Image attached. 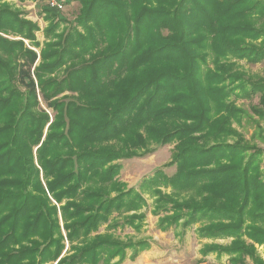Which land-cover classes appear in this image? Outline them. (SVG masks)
Returning a JSON list of instances; mask_svg holds the SVG:
<instances>
[{"label":"trees","instance_id":"16d2710c","mask_svg":"<svg viewBox=\"0 0 264 264\" xmlns=\"http://www.w3.org/2000/svg\"><path fill=\"white\" fill-rule=\"evenodd\" d=\"M77 1L73 20L45 9L41 42L0 0V264L134 260L150 239L117 229H143L147 195L160 229L199 224L232 238L204 254L264 264V150L232 125L230 99L259 93L264 115V78L236 61L264 59V0ZM173 142V174L120 178V160Z\"/></svg>","mask_w":264,"mask_h":264},{"label":"rangeland","instance_id":"374dc122","mask_svg":"<svg viewBox=\"0 0 264 264\" xmlns=\"http://www.w3.org/2000/svg\"><path fill=\"white\" fill-rule=\"evenodd\" d=\"M8 1L13 3L14 7L23 11V16L38 22L40 30H37L35 34L37 39L43 42L45 40L44 27L48 24V21L44 19L45 9L49 8L47 0ZM63 1L64 8L58 11L57 14L67 20H73L79 13L80 3L77 0ZM8 36L10 38H20L14 35ZM24 41L30 46L27 39H24ZM30 47L39 51L38 48ZM38 61L39 59H37L35 65ZM236 61L238 63L237 69L239 72H243L245 79L257 82L258 78H264V59L256 63L250 62L246 58L236 59ZM209 64L212 65L211 62ZM237 91L239 92L232 94L230 99L234 100L236 105L243 109V113L240 115L241 121L238 123L234 120L232 125L244 137L246 143L255 144L264 150V115L256 114L252 108V106L262 107L259 104L260 94L254 93L248 96L240 89ZM234 141H236L234 137L228 140V142ZM174 146V142L162 146L153 145L152 147H156V150L146 156L120 160L123 164L120 178L126 181L129 186L138 187L144 177L152 175L157 169H163L169 175L173 174L176 166H166V163L172 159ZM260 164L264 170V153ZM147 198L150 205L147 209V217L143 229L137 232L132 227L126 226L123 229L118 228L117 233L123 238L131 236L135 240L150 239L151 248L141 252L134 260L127 257L120 264H230L226 254L220 256L216 252L204 254L201 248L205 243H230L231 237L201 238L197 232L199 224L185 229L182 226H172L167 230H162L158 227V216L151 213L153 198L149 195H147ZM255 245L260 256L264 259V244L255 243ZM248 264L253 263L248 260Z\"/></svg>","mask_w":264,"mask_h":264},{"label":"built area","instance_id":"2783aa9c","mask_svg":"<svg viewBox=\"0 0 264 264\" xmlns=\"http://www.w3.org/2000/svg\"><path fill=\"white\" fill-rule=\"evenodd\" d=\"M47 6L50 9L61 11L64 8L63 0H47Z\"/></svg>","mask_w":264,"mask_h":264},{"label":"crops","instance_id":"0c3cea01","mask_svg":"<svg viewBox=\"0 0 264 264\" xmlns=\"http://www.w3.org/2000/svg\"><path fill=\"white\" fill-rule=\"evenodd\" d=\"M147 250H148V249H147ZM144 251H146V250H144ZM130 252H131V251H130ZM130 252H129V253H130ZM142 252H143V251H142Z\"/></svg>","mask_w":264,"mask_h":264}]
</instances>
